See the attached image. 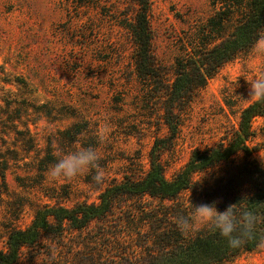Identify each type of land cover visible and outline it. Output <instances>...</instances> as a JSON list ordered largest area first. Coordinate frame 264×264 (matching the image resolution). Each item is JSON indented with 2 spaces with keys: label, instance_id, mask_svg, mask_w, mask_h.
Masks as SVG:
<instances>
[{
  "label": "rangeland",
  "instance_id": "374dc122",
  "mask_svg": "<svg viewBox=\"0 0 264 264\" xmlns=\"http://www.w3.org/2000/svg\"><path fill=\"white\" fill-rule=\"evenodd\" d=\"M149 7L153 56L170 79L175 57L217 5L149 0ZM134 8L132 0H0V160H7L4 185L0 177V249L9 226L27 227L36 206L97 201L111 179L137 177L148 169L153 139L166 129L154 94L135 72L128 29ZM253 46L222 65L181 113L173 142L162 154L167 178L193 149L227 139L241 109L254 100L247 80L264 73V55L255 54ZM42 103L51 112L48 119L36 111L35 104ZM19 114L25 115L20 121ZM21 121L34 139L30 150L21 141ZM74 122L85 124L76 135ZM253 125L257 135L251 144L263 142L264 119L255 118ZM89 146L100 157L96 168L72 179L49 176L57 158ZM253 156L264 163V147ZM97 171L104 177L99 185L92 181ZM205 228L193 218L187 232ZM50 244L27 252L20 264L31 259L32 264H72L66 247H54L47 257ZM229 264H264V245Z\"/></svg>",
  "mask_w": 264,
  "mask_h": 264
},
{
  "label": "trees",
  "instance_id": "16d2710c",
  "mask_svg": "<svg viewBox=\"0 0 264 264\" xmlns=\"http://www.w3.org/2000/svg\"><path fill=\"white\" fill-rule=\"evenodd\" d=\"M211 1L217 9L175 57L169 79L153 56L149 0H132L135 8L128 29L135 47V72L154 94L166 133L154 137L146 171L137 177L124 174L111 179L100 188L97 201L38 205L27 227L9 226L5 247L0 249V264H20L27 252L52 241L47 257L54 254V247L62 251L66 247L63 252L71 257L72 264H229L238 255L261 246L264 163L253 154L264 147V140L251 141L257 135L254 119H264V102H249L227 139L193 149L176 173L170 178L164 174L162 154L173 142L181 113L222 65L248 51L264 34V0ZM35 105L48 119L51 112L46 103ZM23 107H27L25 100ZM22 116L19 114V121ZM20 123L25 129L19 131L21 141L30 150L34 139L28 124ZM71 128L76 135L85 124L74 122ZM6 165L7 160H0L2 185ZM213 202L218 211L231 204L252 211L256 217L254 237L239 248H230L207 227L188 233L192 205ZM181 220L188 221L183 229ZM67 234H73L70 241H66Z\"/></svg>",
  "mask_w": 264,
  "mask_h": 264
},
{
  "label": "clouds",
  "instance_id": "9594fccd",
  "mask_svg": "<svg viewBox=\"0 0 264 264\" xmlns=\"http://www.w3.org/2000/svg\"><path fill=\"white\" fill-rule=\"evenodd\" d=\"M253 50L255 54L264 55V35L258 36ZM247 81L250 84L249 98H254L257 102H264V73ZM99 158L94 147L80 148L57 158L49 168L48 174L53 180L72 179L96 168ZM103 179L104 177L99 171L92 175V181L97 185L101 184ZM233 205L227 206L223 211L217 210L216 202L192 205L193 218L198 219L211 232L218 233L226 240L230 248H239L254 237L256 217L249 209H237ZM187 224V220L180 221L182 229ZM260 243L264 245V238H261Z\"/></svg>",
  "mask_w": 264,
  "mask_h": 264
}]
</instances>
